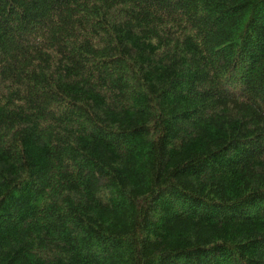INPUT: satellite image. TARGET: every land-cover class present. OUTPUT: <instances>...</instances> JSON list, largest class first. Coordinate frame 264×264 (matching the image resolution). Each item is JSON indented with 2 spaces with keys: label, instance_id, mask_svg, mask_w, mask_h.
Masks as SVG:
<instances>
[{
  "label": "trees",
  "instance_id": "trees-1",
  "mask_svg": "<svg viewBox=\"0 0 264 264\" xmlns=\"http://www.w3.org/2000/svg\"><path fill=\"white\" fill-rule=\"evenodd\" d=\"M0 264H264V0H0Z\"/></svg>",
  "mask_w": 264,
  "mask_h": 264
}]
</instances>
